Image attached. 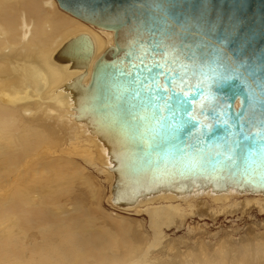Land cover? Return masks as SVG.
<instances>
[{
	"label": "bare ground",
	"instance_id": "1",
	"mask_svg": "<svg viewBox=\"0 0 264 264\" xmlns=\"http://www.w3.org/2000/svg\"><path fill=\"white\" fill-rule=\"evenodd\" d=\"M82 34L91 40L90 56L61 60L63 46ZM115 41L114 28L83 20L57 0H0V153L4 144L7 150V167H0V225L8 227L0 237V264H158L163 260L153 254L166 250L165 228L181 225L190 212L218 214L240 205L264 211V178L214 174L209 167L185 176L163 155L173 133L161 134L164 127L150 121L154 134L137 132L141 122L133 120L132 111L139 107L117 94L125 90L121 78L106 70L91 81L96 61L109 57ZM110 89L117 97L114 105L99 109L103 100L112 102ZM232 103L234 114L242 109L240 96ZM212 105L202 103L205 115L199 109L194 118L206 117ZM262 133L264 127L257 135ZM139 142H146L148 151ZM149 151L159 153V160ZM89 169L102 175L96 178L106 188ZM102 199L121 215L101 209ZM95 213L104 224L92 217ZM142 214L150 233L137 218ZM13 229L23 237L14 236ZM260 235H254L257 242ZM62 236L74 242L66 260L55 257L64 249ZM225 237L216 242L217 255L233 241ZM203 241L199 261L211 264ZM241 245L248 251L250 245ZM175 247V260L185 264L189 247L169 242L167 250Z\"/></svg>",
	"mask_w": 264,
	"mask_h": 264
},
{
	"label": "water",
	"instance_id": "2",
	"mask_svg": "<svg viewBox=\"0 0 264 264\" xmlns=\"http://www.w3.org/2000/svg\"><path fill=\"white\" fill-rule=\"evenodd\" d=\"M57 1L83 20L116 30V48L96 61L91 81L106 70L121 78L125 90L117 94L139 107L132 111L133 120L141 122L137 132L154 134L150 121L164 127L161 134L175 136L163 155L172 158L178 172L187 176L209 167L214 174L261 177L264 133L257 134L264 127V0ZM91 51L90 38L82 34L65 44L59 57L81 62ZM145 66L161 73L157 82L167 85V96L179 104L171 105L167 96L153 99L155 90L136 83L137 76L151 83L143 79ZM113 90H108L112 102L103 100L99 109L114 105ZM236 96L243 106L234 114ZM202 103L214 105L206 117L194 118L197 110H205ZM149 155L159 160V153Z\"/></svg>",
	"mask_w": 264,
	"mask_h": 264
},
{
	"label": "rangeland",
	"instance_id": "3",
	"mask_svg": "<svg viewBox=\"0 0 264 264\" xmlns=\"http://www.w3.org/2000/svg\"><path fill=\"white\" fill-rule=\"evenodd\" d=\"M56 9H57V6H56ZM57 10L60 11L59 9H57ZM72 32L75 33L76 31H72ZM0 103H2V102L0 101ZM16 107L20 108L18 106H16ZM25 120L31 121L30 119H26V118H25ZM31 122H34V121H31ZM24 123H25V121H24ZM32 127H35V126H32ZM58 127H60V126H58ZM36 128H38V127H36ZM31 136L32 135H29V138ZM58 154L62 155L60 153H58ZM6 159H7V150L5 149V144H4V150L0 153V167H7ZM84 167H86V166H84ZM90 173L95 178L97 176L100 180H102V178H103L100 173H97L94 171L93 172L91 171ZM96 180L98 181L97 178H96ZM98 183H99V181H98ZM98 183H96V184H98ZM102 185L104 187L106 186V184L104 182H102ZM103 191H104V188H103ZM102 194H104V193H102ZM105 195H106V193H105ZM101 197H103V195H101ZM103 199H102V204H101V201H99V205H100L99 207L101 209L109 212L110 214L112 212L109 210L120 212L119 210L112 208L107 203V201L105 203H103ZM202 207H204V206H202ZM206 211L210 212L209 209H206ZM206 211L203 210L200 213H198L196 211H192L189 214H187V216L182 221L181 225H178V226L177 225H171L170 227L165 228V230H164L165 234L162 237V239L164 240L166 250L163 251L161 249H157V250H155V253L153 254V256L156 255V257L160 258L159 261L163 260L158 264H169V263L170 264H181V263H179V261L177 262L178 259L176 258V256H177L176 248L177 247L173 248L172 250H167V245L169 242H175L176 245L179 246V249H186V247L187 248L189 247L188 255L186 253L184 255V259L182 257L185 264L186 263H188V264H205L204 261H199V260H202L200 258V256L202 255V252H200V248H199L198 244L200 243V240L203 241V239L205 241V243H204L205 249L207 250V251L204 250L205 257L207 256V258H209V260L211 261V264H264V236H263V234H264V211H261L256 206H250V205L236 206L232 210H226V211H223V212L218 213V214H212V213L208 214ZM112 214L116 215L117 213H112ZM117 215H121V214H117ZM123 216H125V215H123ZM92 217L98 218L102 223V220H101L98 213L92 214ZM126 217H128V216H126ZM132 217L134 218L136 216H132ZM132 217H129V218H132ZM87 218H88L87 215H83L81 217V219H87ZM137 218H139L140 220L143 221V223L145 224V229H146L147 233H150L148 231L147 216L145 214H142L140 216H137ZM102 224H104V223H102ZM252 224H254V225L252 226ZM260 224H261V227H260ZM7 229H8V227H4L3 224L0 225V237H3V238L6 237V236H4V232ZM192 231H193V233H192ZM256 233H261V235L259 236L260 239L258 240V242L256 239L257 237L255 238V236H254ZM12 234L16 237L18 236L19 238H22L24 235L22 232L16 231V229H13ZM225 234H226L225 239H227L229 237L231 239L233 238V241H231L233 244L231 242L227 241L225 243V246H227V247L229 246V248L222 250L220 252V254L217 255L219 253V250H215L216 242L218 241L219 237L224 236ZM243 236H244V238H243ZM246 237H247V239H246ZM61 239L64 240L61 243V245H64V249L56 250L55 251L56 252L55 257L58 259L66 260L73 250L72 243H74V242H69V240H70L69 236H62ZM245 239H246V241L249 240L250 242L245 243L244 242ZM20 240H22V239H20ZM29 240L30 239H28V241H27V246L31 245V242ZM58 242H60V239L55 244H58ZM242 242H243V244L250 245V246H247L249 248L248 251H243L241 249V246H242L241 243ZM40 243H42V240H39V244ZM179 243H180V245H179ZM258 243H260V244H258ZM206 246H207V248H206ZM235 248H236L237 252H236ZM214 251H215V253H214ZM217 251H218V253H216ZM167 255H169V256L167 257ZM215 255H217V256H215ZM23 256L28 257L29 253L25 252V253H23ZM185 257H186V259H185ZM175 259H177V260H175Z\"/></svg>",
	"mask_w": 264,
	"mask_h": 264
},
{
	"label": "snow or ice",
	"instance_id": "4",
	"mask_svg": "<svg viewBox=\"0 0 264 264\" xmlns=\"http://www.w3.org/2000/svg\"><path fill=\"white\" fill-rule=\"evenodd\" d=\"M160 68L163 69V65H159ZM144 72L147 73L148 75H145L143 77V79L145 81L147 80H150L151 83L145 85L142 81H141V77L140 76H137L136 78V83H138L140 85V87L144 88L145 91H148L149 88L153 89L156 91V95L153 96V99H164L168 92H169V89H168V86L167 85H162L160 83H158V77L161 75L160 72H155L153 73V68L150 67V66H145L144 68ZM177 88V85L174 83L173 84V90H176ZM180 91H183V89H180ZM137 96L139 95V92L136 93ZM185 95H187V93H184ZM167 99H171L170 96H167ZM167 104V101H165V105ZM161 119H163V117H161ZM247 136L244 137L245 140H247ZM262 149H264V146H262ZM252 155L251 151L250 150H246V156L248 158H250ZM261 156L264 157V150H262L261 152ZM229 159H231V157H229ZM260 174H261V177L264 178V159H262L261 161V168H260Z\"/></svg>",
	"mask_w": 264,
	"mask_h": 264
}]
</instances>
